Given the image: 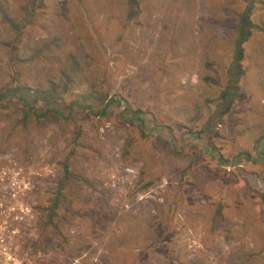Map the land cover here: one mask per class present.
Returning <instances> with one entry per match:
<instances>
[{
	"label": "rangeland",
	"instance_id": "obj_1",
	"mask_svg": "<svg viewBox=\"0 0 264 264\" xmlns=\"http://www.w3.org/2000/svg\"><path fill=\"white\" fill-rule=\"evenodd\" d=\"M130 1L37 0L34 15L15 17L28 12L25 1L0 0L22 30L0 16V264H264L262 33L244 45L245 75L231 111L208 126L210 139L193 133L223 104L248 0ZM254 10L252 21L264 25V0ZM52 81L61 105L82 104L93 88L121 93L150 112L152 138L171 150L141 140L147 129L129 115L124 129L90 113L75 117V144L65 122L28 119L25 127L22 105L7 90L45 91ZM72 147L71 200L43 233L48 212L40 208L53 206ZM80 202L105 215L102 224L82 218Z\"/></svg>",
	"mask_w": 264,
	"mask_h": 264
},
{
	"label": "trees",
	"instance_id": "obj_2",
	"mask_svg": "<svg viewBox=\"0 0 264 264\" xmlns=\"http://www.w3.org/2000/svg\"><path fill=\"white\" fill-rule=\"evenodd\" d=\"M24 1H25L26 6H29L28 12L24 9H20L18 12L15 13V17H17V14L20 12H21L20 14L28 13L30 15L32 14L34 15L37 0H24ZM256 2L257 0H248L246 8L243 11V14L240 16L239 25L237 27L239 35H238V39L235 45L234 59H233L232 65L228 69L229 83H228V86L226 87L225 92L222 94L221 99H220V101H222L223 104L220 105V111L217 113L216 118L212 117L209 124H207V126H205L202 130L193 132L195 133V137L198 140H202L204 136L208 137L209 139L212 137L210 128L215 127L216 125L220 124L218 121L231 111L235 101H237L240 96L239 82L241 78L245 75V70L242 64L244 60V54H245L244 45L251 38L253 37L256 38L258 34H253V33H262V35H264V25L260 26V25L255 24L252 21V16L255 11L254 8L256 6ZM130 5H134V2H132V0L130 1ZM0 16L3 17V20L6 21L7 23H11L10 28L13 29L16 32V34H19V31H22L21 26H18V24L14 23V20L10 18V15L7 14V11L3 8L2 5H0ZM134 16L135 14H133L130 17V19ZM16 40H13L11 42L14 45L11 48H13L14 51L16 50L18 52L20 41H16ZM53 42L55 45L56 43L59 44L57 39L54 40ZM44 53L40 55L43 56ZM73 56H74L73 54H70L68 56V60L72 59ZM10 61L21 62L20 60H16L15 57H12ZM70 62L71 61H69V63ZM208 65L211 66V64H208ZM10 66H12V63H10ZM163 73H166V71H163ZM68 88L69 87L65 89V92L68 91ZM92 91L93 92H91L89 96L84 97L85 101L84 100L82 101L83 102L82 104H84V106L81 104V102H78V101L70 103L69 105H61L57 97L58 92L56 89V82H53V81L50 82V90L37 92V90L32 91L31 89L29 90L28 88H25V87H17V88H12L10 90H7L6 94H13L18 97V102L22 105L21 112L23 114V119L21 120V123L25 127H28L27 125H25L28 119H32L33 122H37L39 123V125H42L41 123L43 122L44 123L49 122L52 124H62L65 122L67 124L66 126L74 129L73 134L74 133L76 134V136L73 138L72 144H75L77 142L81 134L80 128L78 126V122H76L75 117H81L84 115H88L90 113L96 118L103 119L104 123L108 120H111L112 122H117V123L120 122L121 127H123V129L127 128L128 120L126 119V115H129V118L135 119L136 122H140L143 129L144 127L147 129L146 133L142 134L141 140L153 141L155 139L156 140L154 141L155 143L161 142L164 144V147H167L170 149L171 145L168 142H164L162 137L152 138L153 137L152 131L154 128L150 129V128H147L145 125L146 121H145L144 116L150 113L148 110L145 111L143 108H138V107L135 108L132 104L129 103V101L121 93H116L114 95H111L110 91L107 90L106 93H101L100 95H97V91L94 88L92 89ZM3 97H5V95L1 96V98ZM86 101H88V104ZM64 115H67V116L64 118ZM153 118H154V114H153ZM153 121L154 119L151 121V123ZM210 125L211 127H208ZM25 127H23L21 130H17V126H15L16 132L19 133L21 136L23 135L24 137H26L28 135L27 134L28 132ZM159 128L162 129V128H165V126L163 127L160 126ZM183 134L186 135L188 134V132L184 131ZM128 141L129 142H128L127 147L129 151L131 152L132 150L130 149H131L132 141L130 139ZM258 146L263 148V151L261 152L262 157H263L264 156V136L258 141ZM75 148L76 147L74 148L72 147L70 149L69 153L65 157L64 162L62 163L63 168H64L63 169L64 171L63 172L64 173L63 184L58 187L56 196L54 198L53 206L51 207V209L40 208V209H43L44 211L47 210L48 212L46 216V220L43 222V225H42L43 229H41L43 233L49 227L51 226L55 227L56 224L53 222V219L54 217L57 216L56 209L59 208L60 206L62 207L63 205H66L69 199L71 200V194L65 189H67V185L70 184V180H76L75 176H73V173H71L70 171V165L72 163V159L76 158ZM192 149H195V147ZM128 155L129 153H127V156ZM151 184L152 182L147 183V184L145 183L144 185L141 184V186L146 188ZM94 191H95V194L100 195L102 198H104V196L108 198V194L106 193L105 190L103 189L98 190L97 188H94ZM257 195H259V198L263 203L262 205L264 206V192L261 194H257ZM76 196L81 199L86 197V195H82V194H79ZM80 205H81L80 206L81 210H79L78 213L82 215V218L89 219L91 225H93L94 223L95 224L93 226L102 224V220L106 219L104 217L105 215L93 214L95 211L91 207H89L88 202L86 203L80 202ZM109 205H111V203ZM106 206H108L107 203H105V205L100 206L101 208L99 207L98 210ZM109 210H110V207H109ZM153 227L154 225H152V230H153ZM32 245L36 246V243H32ZM45 245H47V242ZM260 254L264 256V251ZM173 264H174V260H173Z\"/></svg>",
	"mask_w": 264,
	"mask_h": 264
},
{
	"label": "built area",
	"instance_id": "obj_3",
	"mask_svg": "<svg viewBox=\"0 0 264 264\" xmlns=\"http://www.w3.org/2000/svg\"><path fill=\"white\" fill-rule=\"evenodd\" d=\"M0 206H1V205H0ZM2 240H3V238L1 237V238H0V242H1Z\"/></svg>",
	"mask_w": 264,
	"mask_h": 264
}]
</instances>
